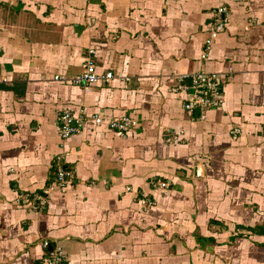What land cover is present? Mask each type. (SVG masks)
<instances>
[{
    "label": "crops",
    "instance_id": "0c3cea01",
    "mask_svg": "<svg viewBox=\"0 0 264 264\" xmlns=\"http://www.w3.org/2000/svg\"><path fill=\"white\" fill-rule=\"evenodd\" d=\"M89 50L114 77L85 90L66 80ZM203 70L223 103L191 118L171 88ZM65 109L85 116L62 141ZM44 240L67 264H264V0H0V264H39Z\"/></svg>",
    "mask_w": 264,
    "mask_h": 264
},
{
    "label": "built area",
    "instance_id": "2783aa9c",
    "mask_svg": "<svg viewBox=\"0 0 264 264\" xmlns=\"http://www.w3.org/2000/svg\"><path fill=\"white\" fill-rule=\"evenodd\" d=\"M230 8L227 4H220L215 12L214 19L211 26L208 29V36L204 40V48L202 58L207 59L213 43L216 37L223 32L227 24L229 23ZM95 50H89V54L82 66V71L68 79L69 83L77 86H81L85 90H89L92 86L99 83H109L114 77L111 70L100 71L94 59ZM230 70V69H229ZM58 79V77H57ZM128 79V78H126ZM223 75L219 72L212 71H197L190 76L188 82L180 80L175 86L171 88L172 92H179L184 90L188 96L185 101V110L188 115L192 118L195 112H200L201 118H204L207 109L216 108L222 106V82ZM64 79L62 78V81ZM85 111L82 110L80 113H73L69 109L63 110L59 115V134L61 140H67L71 136L81 131L84 123ZM94 122L99 124L103 123V115L97 114L94 116ZM135 125L134 121L129 116H122L117 119H113L108 123V126L118 132L121 136H126ZM240 131L234 129L233 138L237 137ZM63 154L56 156V187L64 189L65 185L69 182L73 176V170L66 166V160ZM166 182H162L161 186H166ZM47 193L42 192L34 195L32 198L29 195L21 196V201L29 203L36 210H42L47 204ZM148 205H154L153 201H147ZM47 245V243H45ZM58 248V247H57ZM61 249V248H58ZM49 252L42 264H56L58 261H64L65 255L61 250Z\"/></svg>",
    "mask_w": 264,
    "mask_h": 264
},
{
    "label": "rangeland",
    "instance_id": "374dc122",
    "mask_svg": "<svg viewBox=\"0 0 264 264\" xmlns=\"http://www.w3.org/2000/svg\"><path fill=\"white\" fill-rule=\"evenodd\" d=\"M66 160V159H65ZM162 183V182H161ZM167 186V185H166ZM166 186H161V187H166ZM23 195V194H22ZM147 201H150V200H145V205L147 206V207H151V205H148L147 204ZM153 201V200H152ZM42 210H44V209H42ZM42 210H40V211H42ZM45 243H47V245H45ZM42 245H43V247L45 248V251H44V255L42 256V258H41V260H40V262H39V264H42L43 262H44V260H45V258L47 257V255H48V253L51 251V252H53V251H57V249L58 248H61V249H58V250H61L62 252H63V254L65 255V257H66V259L64 260V261H62V260H60V261H58L56 264H67L68 262V256H67V253H66V251L62 248V247H60L59 245H55V244H53L52 242H50V241H48V240H44L43 241V243H42ZM58 247V248H57ZM55 264V263H54Z\"/></svg>",
    "mask_w": 264,
    "mask_h": 264
},
{
    "label": "trees",
    "instance_id": "16d2710c",
    "mask_svg": "<svg viewBox=\"0 0 264 264\" xmlns=\"http://www.w3.org/2000/svg\"><path fill=\"white\" fill-rule=\"evenodd\" d=\"M69 167V166H68Z\"/></svg>",
    "mask_w": 264,
    "mask_h": 264
}]
</instances>
